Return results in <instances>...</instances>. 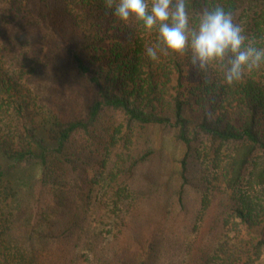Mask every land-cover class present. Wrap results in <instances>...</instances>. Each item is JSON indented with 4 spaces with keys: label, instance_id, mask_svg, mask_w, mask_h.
Here are the masks:
<instances>
[{
    "label": "trees",
    "instance_id": "trees-1",
    "mask_svg": "<svg viewBox=\"0 0 264 264\" xmlns=\"http://www.w3.org/2000/svg\"><path fill=\"white\" fill-rule=\"evenodd\" d=\"M108 2L0 0V264H80L79 250L93 252L92 264H108V247L100 250L90 237L93 227L84 225L96 190L83 196L79 189H71L69 218L64 217L61 224L51 221L58 206V188L71 186L64 173L68 168L79 169L81 152L74 149L78 139L85 146H102L104 151L99 164L95 163V177L99 187L116 192V201L108 208L116 206L115 214L120 211L110 227L118 228L120 236L127 231L142 237L133 234L137 239L126 240L123 257L119 251L111 252L115 260L131 261L139 252L133 249H142L144 239L152 234L151 246L168 240L175 244L166 256L178 260L170 264H264V75L246 73L229 86L224 69L213 65L199 69L204 78L193 83L190 54L164 50L153 61L147 49L157 46V32L132 20L125 24L132 48L120 66L125 65L128 74L105 78L102 72L109 70V64L103 63L107 56L101 51L118 35L112 29L116 17ZM187 5L193 27L202 11L221 6L241 28H254L253 42L248 38L247 42L264 48V0H187ZM25 27L33 28L32 33L43 40L41 55L27 64L16 58L21 48L14 43V36ZM18 69L25 72L20 78ZM30 79L39 84L40 91L29 85ZM197 92L206 112L192 124L187 108ZM143 127L175 129L176 138L187 146L192 136L200 134L214 142L242 146L230 166L229 185L237 189V182L253 164L255 187L247 196L234 190L236 195L225 202L224 194L212 183L213 188L198 198L202 206L196 209L199 218H195L193 238L183 245L178 238L169 239L166 232L174 235L181 217L167 221L172 207L168 210L160 193L154 200V191L147 192L138 184L147 159L154 154L137 150L135 139ZM14 132L18 134L13 136ZM187 161L181 163L184 187L189 185ZM36 162L42 168L40 177L30 186L17 188L13 174ZM95 187L94 182L90 188ZM107 201L103 198L93 207L105 206ZM183 221L193 225L186 217ZM123 239L115 250L121 249ZM157 253L156 249L150 252L154 259Z\"/></svg>",
    "mask_w": 264,
    "mask_h": 264
},
{
    "label": "rangeland",
    "instance_id": "rangeland-1",
    "mask_svg": "<svg viewBox=\"0 0 264 264\" xmlns=\"http://www.w3.org/2000/svg\"><path fill=\"white\" fill-rule=\"evenodd\" d=\"M242 24H244V22H242ZM112 29H114V32L118 35L116 39H111L108 41L101 51L102 56H107L106 61L104 58L103 63L109 64V70L106 68V71L104 73L102 72V75L108 79H114V76L118 75L119 72L123 76L128 74V68L125 65L123 68L120 66L122 65V59L127 54H129L132 48L131 34L125 27V24H122L117 18H115ZM32 30L33 28L25 27L23 33L14 36V43L17 44L18 48H21L16 58L20 59L23 64L31 63L34 59L39 58L41 55V43L43 40H40V36L37 32V36L33 34ZM242 30L247 32L246 37L253 42L252 39L254 37V28H248L242 25ZM13 56L15 57V55ZM254 72H256L257 75H264V66H261L258 70H254ZM24 73L25 72H23L22 69H18L16 75H18L20 78V76ZM189 75L193 83L198 77L199 82H202L204 78V75L200 74V70L196 67L192 68ZM27 81L34 90L38 89L40 91L41 87H39V84L37 85L35 83V80L30 79ZM198 93L199 92H197L196 96L192 97L191 99V102H193L192 106L187 108L188 117L190 118L192 124L196 123L206 112V108L203 109L201 107L202 100L200 99V95ZM205 98L208 100L207 97ZM197 103L198 106L196 107ZM221 115L222 114L220 113L219 116ZM41 132H43V136H47L46 131ZM138 132L139 139L138 137L135 139L137 150L142 151V153L147 151L154 152L153 156L147 159V162L145 163L146 165L139 175L138 181L140 182L138 184L143 186L144 189H147V192H150L149 189L154 191L152 194L154 200L158 199L157 194L160 193L163 203L169 205L168 210L170 207H172L173 214L168 216L167 221L174 220V217L175 219H179V216L181 217V220L179 219L180 222H176L175 229L173 228L174 235L168 236V231L166 232V235L169 239L178 238L181 240L180 242L183 241L181 245L185 244L188 238H193L192 232L194 231V223H196L195 218L197 221L199 218V216H196L198 214L196 209H199L200 211L202 206V203L200 204V200H198V198L207 194V188H213L212 183L215 185L216 189L220 190L224 194V201L226 202L227 199H231L233 195H236L233 192L234 190L244 193L245 196L249 195L248 191H251L250 189L257 180L251 179V175L255 171L253 164H251L249 169L245 170L243 179L237 182V189L232 188V183L229 185V181L233 177L232 169L229 171L230 166L234 162L233 160L238 157L239 152L242 150V146L236 143L214 142L208 137L200 134L197 136H192V143L190 146H187L185 143L180 142L176 138L177 133L175 129L172 130L169 128L143 127L142 129H139ZM17 134L18 133L14 132L13 136ZM80 139L85 141L84 138ZM78 142L79 143H74V149L75 151L81 152L79 156H81L82 159L79 160V169L76 170L73 168H68V172L64 173L63 176H68L71 179V186L69 189L58 188L60 192V196L57 200L58 206L55 208L54 213L51 216V221L61 224L64 217L67 219L69 218L71 208L69 209L67 202L71 206V201L69 199L71 198V189H79L81 193H83V196L91 193V190H96V192H93V195H91L94 200L92 199L93 204L88 213H86L87 216L86 219H84V225L90 224V226L93 227L90 232V237L94 240L96 246H100V250H104V246L108 247L107 250H109V253L107 255V260H105L106 263L142 264L144 261H146V264H170L172 261H177L178 259L173 260L170 257L167 260L168 256H166L169 252L168 248L175 244L170 243L171 241L168 240L169 242L166 241L165 243H160V246H158V244L156 245V242H152L151 246L152 234L149 233V235L146 236L143 241L144 247L141 249V247L138 245L139 248L133 249V253L134 251L139 252L134 254V258H132L131 261L127 259L123 261L115 260L116 256L109 255L111 252L114 253L115 251H119L120 257H123L124 249L128 244L126 240L135 237L137 239V236L138 238L140 237L142 239V237L138 233L136 234L134 232L127 234V231H125L126 234H124V236H120L118 228L115 229V227H110V225H112L113 222L118 218L120 211H117V214H115L116 206H114L113 210L111 207L108 208V205L111 201H116V197L114 195L116 192L112 191L111 189L103 188V186L99 187V184H97L99 178L95 177V170L97 169L95 168V163L97 165L99 164V159L104 151L102 146H85L80 142L79 139ZM93 152L98 153L93 154ZM185 158L188 159L189 178L187 180L189 185L184 187L183 180L181 178V163ZM260 162L261 160L258 161V164ZM261 167L262 165L259 166V168ZM41 171L42 168L40 163L36 162L29 166H23L20 170L13 174V176L16 177L11 179L15 181L14 185L21 189L24 186L32 185L34 181L40 177L42 173ZM94 182L96 187L90 188L91 184ZM182 186L184 187L183 193L181 192ZM182 194L184 196H182ZM103 198H107L108 200L105 206L97 205L96 207H93L94 204L100 202V200ZM180 198H184V200L181 201ZM97 209H99V211ZM182 209L186 210L185 214L184 211L179 213ZM190 210H192V215L188 214V216H186ZM177 213L179 214L176 217ZM202 213L203 212H201L200 216H202ZM183 217H186L188 223H192L193 225L188 226L185 224ZM166 226H168V224H166ZM133 234L137 236H134ZM121 239L124 240V244L120 250H115L116 244L119 245L123 243H121ZM177 244H179L178 241ZM82 247L85 246H81L80 248ZM154 249L160 251V253H157V259H154L152 254H150V252ZM79 251V256H81V259L78 257L77 260L80 262V264H92L94 260L93 252L88 250ZM154 255H156V253H154Z\"/></svg>",
    "mask_w": 264,
    "mask_h": 264
},
{
    "label": "clouds",
    "instance_id": "clouds-1",
    "mask_svg": "<svg viewBox=\"0 0 264 264\" xmlns=\"http://www.w3.org/2000/svg\"><path fill=\"white\" fill-rule=\"evenodd\" d=\"M107 7L122 24L135 20L145 30L157 32V46L147 49L153 61L164 50L190 54L191 64L200 70L223 68L229 86L264 66V48L247 42L232 14L221 6L202 11L195 27L187 0H109Z\"/></svg>",
    "mask_w": 264,
    "mask_h": 264
}]
</instances>
